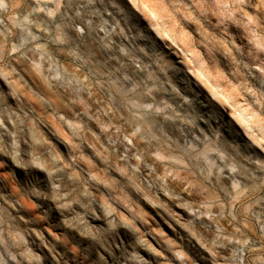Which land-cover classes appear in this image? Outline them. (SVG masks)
Here are the masks:
<instances>
[{"label": "rangeland", "instance_id": "374dc122", "mask_svg": "<svg viewBox=\"0 0 264 264\" xmlns=\"http://www.w3.org/2000/svg\"><path fill=\"white\" fill-rule=\"evenodd\" d=\"M0 264H264V0H0Z\"/></svg>", "mask_w": 264, "mask_h": 264}, {"label": "bare ground", "instance_id": "6f19581e", "mask_svg": "<svg viewBox=\"0 0 264 264\" xmlns=\"http://www.w3.org/2000/svg\"><path fill=\"white\" fill-rule=\"evenodd\" d=\"M238 1V0H237ZM211 11V10H210Z\"/></svg>", "mask_w": 264, "mask_h": 264}]
</instances>
